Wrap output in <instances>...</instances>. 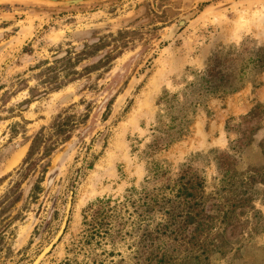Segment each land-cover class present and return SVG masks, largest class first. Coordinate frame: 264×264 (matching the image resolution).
I'll return each mask as SVG.
<instances>
[{"label": "rangeland", "instance_id": "rangeland-1", "mask_svg": "<svg viewBox=\"0 0 264 264\" xmlns=\"http://www.w3.org/2000/svg\"><path fill=\"white\" fill-rule=\"evenodd\" d=\"M242 41L264 47V0H0V264L34 262L60 230L71 191L67 227L40 264H264V183L245 184L251 199L229 203L226 217L224 198L210 195L223 153L239 183L264 166V106L251 116L264 105V72L210 98L169 149L147 147L163 91ZM154 159L168 172L146 181ZM184 163L211 196L198 231L196 221L180 228L183 216L163 226L158 208L140 214L144 185L162 192ZM107 198L104 215L84 218Z\"/></svg>", "mask_w": 264, "mask_h": 264}, {"label": "trees", "instance_id": "trees-1", "mask_svg": "<svg viewBox=\"0 0 264 264\" xmlns=\"http://www.w3.org/2000/svg\"><path fill=\"white\" fill-rule=\"evenodd\" d=\"M254 71L264 72V47L251 48L247 41H242L240 44H232L214 52L209 57L206 67L192 71V78H185L184 85L179 90L165 89L160 95L157 100L156 123L147 147L153 152H158L169 149L181 141L189 132L199 110L208 104L210 98L240 91L252 79L251 74ZM262 106L264 105H259L251 116ZM260 146L264 154V143ZM165 163H167L165 160H152L148 166L149 176L146 181H155L164 176L168 172ZM216 163L220 186L210 195L216 194L219 198H224L220 213L226 217L229 211L233 212L232 206H236V203H229L244 204L251 199V196H245L247 193V189L243 187L245 184H252L255 181L264 183V166L249 173L247 179L241 178L242 182L239 183L236 178L237 169L230 153L220 155ZM167 180L168 183L160 189L162 192L155 194L149 193L147 186L144 185L140 192L143 195L141 197L143 202L139 206L144 208L141 216L158 208L157 210L164 211L166 216L161 223L163 226L168 225L170 221L174 222L179 216L184 217L180 228L195 221V231L202 225H207L208 223L203 222L201 218L205 210L204 204L211 197L205 194V179L195 175L190 163H184L176 177L168 176ZM167 188H171V195L164 193V189ZM110 201H112L110 198L98 199L84 210V218L88 220L91 215L96 219L99 215H104ZM177 209L179 211L175 213Z\"/></svg>", "mask_w": 264, "mask_h": 264}, {"label": "water", "instance_id": "water-1", "mask_svg": "<svg viewBox=\"0 0 264 264\" xmlns=\"http://www.w3.org/2000/svg\"><path fill=\"white\" fill-rule=\"evenodd\" d=\"M37 1H52V2H59V3H64L66 5H77L80 3H84L90 0H37ZM195 15L194 12H190L186 14L184 17H182L178 23L171 28L169 33L165 36V40L171 39L178 31L188 23V21ZM72 198H73V191L70 193L69 201H68V207L66 211V215L64 217V220L62 222L61 228L58 231V233L55 235V237L52 239V241L41 251V253L37 256V258L34 260L32 264H40L46 255L53 249L54 245L60 240L61 236L63 235L67 223L69 220V215H70V209L72 206Z\"/></svg>", "mask_w": 264, "mask_h": 264}, {"label": "crops", "instance_id": "crops-1", "mask_svg": "<svg viewBox=\"0 0 264 264\" xmlns=\"http://www.w3.org/2000/svg\"><path fill=\"white\" fill-rule=\"evenodd\" d=\"M257 95L262 98L264 97V87L257 88Z\"/></svg>", "mask_w": 264, "mask_h": 264}, {"label": "bare ground", "instance_id": "bare-ground-1", "mask_svg": "<svg viewBox=\"0 0 264 264\" xmlns=\"http://www.w3.org/2000/svg\"><path fill=\"white\" fill-rule=\"evenodd\" d=\"M246 14V13H245ZM244 15V14H243ZM246 15L243 16V18L245 17Z\"/></svg>", "mask_w": 264, "mask_h": 264}]
</instances>
